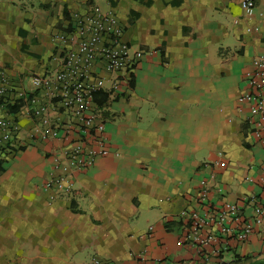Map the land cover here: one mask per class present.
<instances>
[{"label": "crops", "instance_id": "1", "mask_svg": "<svg viewBox=\"0 0 264 264\" xmlns=\"http://www.w3.org/2000/svg\"><path fill=\"white\" fill-rule=\"evenodd\" d=\"M104 1L105 8L96 0H0V73L9 74L2 73L17 100L15 112L0 101V116L17 124L12 142L0 149V264L264 260V213L246 240L218 238L203 252L184 238L188 219L181 216L198 209L203 185L210 205L236 204L242 221L255 205L264 210V144L251 134L248 105L238 100L249 89L253 57L264 51V0H254L252 16L242 0ZM93 4L115 12L123 39L144 55L117 89L108 76L105 102L93 98L108 154L75 172L73 189L51 199L54 190L42 184L76 133L42 140L28 98L48 104L52 125L73 126L75 119L30 77L60 67L64 44L52 35ZM205 230L218 233L213 224ZM215 247L219 256L211 253Z\"/></svg>", "mask_w": 264, "mask_h": 264}, {"label": "built area", "instance_id": "2", "mask_svg": "<svg viewBox=\"0 0 264 264\" xmlns=\"http://www.w3.org/2000/svg\"><path fill=\"white\" fill-rule=\"evenodd\" d=\"M242 6L247 16L253 15L254 0H242ZM67 26L66 31L52 35V39L64 44L58 53L60 67L48 74H33L30 80L34 87L48 89L57 105L67 110L75 123L67 127L52 125L48 104L36 96L28 98L30 114L42 125V140L59 137L65 140L72 130L76 133L75 143L64 156L54 158L53 170L42 184L45 190H54L51 199L56 197L55 192L68 193L73 189L75 172L88 169L96 156L108 154L103 145L104 122L93 105L94 93L104 88L108 76H112L111 88L117 89L118 83L130 77L144 55L143 50L134 49L123 39V24L113 11H102L93 4L74 11ZM252 66V72L246 76L249 89L241 92L238 100L248 105L246 122L251 134L264 144V51L253 57ZM9 91L6 77L0 73V98L4 105L15 101L9 97ZM16 132L15 121L0 116V149L12 142ZM89 142L94 145L87 146ZM259 182L264 187V166ZM208 192L207 186L203 185L196 197L198 209L181 211V216L188 219L184 238L195 244L200 252L211 247L218 238L232 236L246 240L254 225L262 222L264 210L260 205L254 206V215L250 219L242 221L236 204L226 202L221 208H215L208 202ZM252 201L256 202L254 198ZM207 224L217 225L218 233L205 230ZM219 252V247L211 250L215 255ZM84 264L107 263L93 257Z\"/></svg>", "mask_w": 264, "mask_h": 264}, {"label": "trees", "instance_id": "3", "mask_svg": "<svg viewBox=\"0 0 264 264\" xmlns=\"http://www.w3.org/2000/svg\"><path fill=\"white\" fill-rule=\"evenodd\" d=\"M132 1H139V0H132ZM64 13H65L66 17H68V13H67L66 10H64ZM19 33L22 36H24L26 34V31H25L24 28H21ZM97 96H101L102 100L105 102L107 100V98H108V93L107 92H103L102 90H99V91L94 93V97L93 98L97 99ZM0 101L2 102L1 98H0ZM101 103H102V101L99 103V105H102ZM5 107L7 108V111H9V112L17 111V100H15L14 102H9V103L5 104ZM1 166H2V163L0 161V169H1ZM219 255L220 254H218V256ZM248 258H249V256H245L243 258H237V259L238 260H242V259H248ZM249 264H264V260H255V261L250 262Z\"/></svg>", "mask_w": 264, "mask_h": 264}, {"label": "rangeland", "instance_id": "4", "mask_svg": "<svg viewBox=\"0 0 264 264\" xmlns=\"http://www.w3.org/2000/svg\"><path fill=\"white\" fill-rule=\"evenodd\" d=\"M96 1H99V4L101 5L100 7H103V8H105V6H106V3H105V1L104 0H96ZM14 2H15V5H17V0H14ZM34 2V1H33ZM7 3V2H6ZM6 3H3V4H6ZM22 5H24V3H22ZM1 73H3V72H1ZM3 74H5L6 75V77H9L8 75L9 74H7L6 72L5 73H3ZM12 74V73H11ZM12 76H13V74H12Z\"/></svg>", "mask_w": 264, "mask_h": 264}]
</instances>
